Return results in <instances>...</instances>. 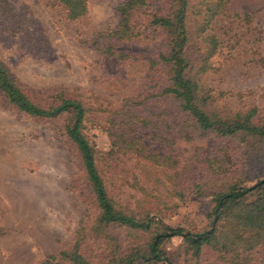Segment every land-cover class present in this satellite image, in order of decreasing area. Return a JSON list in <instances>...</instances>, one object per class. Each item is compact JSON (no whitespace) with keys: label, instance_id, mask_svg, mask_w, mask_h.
Wrapping results in <instances>:
<instances>
[{"label":"rangeland","instance_id":"374dc122","mask_svg":"<svg viewBox=\"0 0 264 264\" xmlns=\"http://www.w3.org/2000/svg\"><path fill=\"white\" fill-rule=\"evenodd\" d=\"M5 1L14 26L0 19V62L34 101L61 93L84 103L87 136L100 153L95 165L118 207L148 211L171 229L198 234L210 226L212 202L193 195L195 186L210 194L238 180L250 186L261 175L248 144L200 133L168 96L137 98L141 104L128 108L136 119L116 113L149 84L145 60L100 52L107 42L99 35L114 29L115 9L125 0H86V13L76 20L65 18L54 0ZM208 34L219 42L200 77L212 96L209 109L226 116L254 109L255 119H264V0H228ZM109 44L145 56L161 47ZM156 71L160 88L165 71ZM66 119L29 117L0 96V264H41L69 250L80 227L82 254L92 264L106 259L110 245L106 236L91 234L97 209L79 155L64 135ZM120 129L164 159L153 164L125 152ZM112 235L118 245L133 243L122 228ZM161 248L172 264H220L207 247L195 260L180 238ZM250 257L249 264H264V252Z\"/></svg>","mask_w":264,"mask_h":264},{"label":"trees","instance_id":"16d2710c","mask_svg":"<svg viewBox=\"0 0 264 264\" xmlns=\"http://www.w3.org/2000/svg\"><path fill=\"white\" fill-rule=\"evenodd\" d=\"M227 1L125 0L115 9L118 20L114 29L99 35L107 42L100 52L119 60L141 58L147 63L146 79L149 84L143 88V93L125 100L116 113L135 118L128 108L141 104L137 98L168 96L197 131L248 144L254 154L252 158L262 164L261 175L249 180L252 182L250 186L238 180L210 194H203L198 186L194 187L196 191L193 195L208 197L212 202L210 226L198 234L171 229L163 224L158 215L145 210L134 213L113 203L95 165L100 153L87 136V108L84 103L75 97H64L61 93L34 101L0 62V96L8 105L36 119L67 117L63 132L79 155L97 209L91 234L95 238L106 236L110 245L104 262L97 264H137L138 261L172 264L161 247L173 238H180L191 249L190 255L195 260L201 249L207 247L220 264H249L252 253L264 252V119H255L254 109L230 116L211 111L212 96L200 80L210 69L209 59L219 45L216 37L208 34L209 26L221 15ZM53 4L70 20L86 13V0H54ZM11 9L5 0H0V19H7L14 26L10 22L14 18ZM111 41L141 46L160 43L161 47L156 54L145 56L117 51L109 44ZM94 43L99 46L97 39ZM158 68L164 69L166 77V85L160 88L155 80ZM123 125L128 126L129 121L126 120ZM120 131L125 152L132 150L153 164L164 159L147 152L138 138H126L127 133L122 129ZM115 228L124 229L125 236L133 239V243L118 245L115 237L111 236ZM84 242V229L80 227L69 250L46 257L41 264H92L81 252Z\"/></svg>","mask_w":264,"mask_h":264}]
</instances>
